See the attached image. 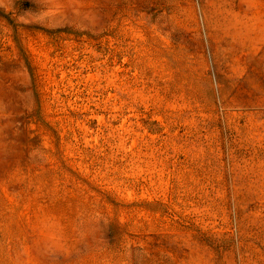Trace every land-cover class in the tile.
<instances>
[{"label": "rangeland", "instance_id": "1", "mask_svg": "<svg viewBox=\"0 0 264 264\" xmlns=\"http://www.w3.org/2000/svg\"><path fill=\"white\" fill-rule=\"evenodd\" d=\"M0 264H264V0H0Z\"/></svg>", "mask_w": 264, "mask_h": 264}]
</instances>
